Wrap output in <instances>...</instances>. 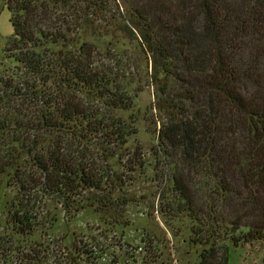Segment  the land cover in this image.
Wrapping results in <instances>:
<instances>
[{"label": "trees", "instance_id": "obj_1", "mask_svg": "<svg viewBox=\"0 0 264 264\" xmlns=\"http://www.w3.org/2000/svg\"><path fill=\"white\" fill-rule=\"evenodd\" d=\"M4 4L13 37L0 74V174L14 171L27 201L36 184L66 211L125 202L112 197L123 187L113 159L135 132L117 112L134 97L120 60L85 38L103 30L125 34L149 60L174 205L192 220L199 264H228L229 243L264 239V0ZM132 155L126 168L142 165ZM38 216L20 201L14 221L28 233Z\"/></svg>", "mask_w": 264, "mask_h": 264}, {"label": "rangeland", "instance_id": "obj_2", "mask_svg": "<svg viewBox=\"0 0 264 264\" xmlns=\"http://www.w3.org/2000/svg\"><path fill=\"white\" fill-rule=\"evenodd\" d=\"M10 17L0 0V74L12 65L5 58L13 37ZM98 34L89 31L85 38L120 60L134 97L132 109L117 112L135 132L129 136L128 150L113 159V169L123 174V187L112 197L120 194V202H125L116 205L119 199L113 198L105 206L90 200L83 209L66 211L60 200L43 194L36 184L29 186L33 200L27 201L29 191L8 170L0 174V264H199L201 249L192 242V220L174 205L172 170L159 138L167 117L149 60L125 34L113 38L103 30ZM134 152L140 154L142 165L126 168ZM22 167L32 168L28 163ZM20 201L39 214L28 233L14 221ZM82 250L98 255L88 258ZM228 264H264V239L238 246L229 243Z\"/></svg>", "mask_w": 264, "mask_h": 264}]
</instances>
